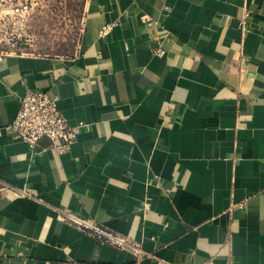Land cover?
Masks as SVG:
<instances>
[{
	"label": "crops",
	"instance_id": "1",
	"mask_svg": "<svg viewBox=\"0 0 264 264\" xmlns=\"http://www.w3.org/2000/svg\"><path fill=\"white\" fill-rule=\"evenodd\" d=\"M82 12L72 54L0 52V264H264V0H85ZM25 89L84 125L68 152L6 129Z\"/></svg>",
	"mask_w": 264,
	"mask_h": 264
},
{
	"label": "built area",
	"instance_id": "2",
	"mask_svg": "<svg viewBox=\"0 0 264 264\" xmlns=\"http://www.w3.org/2000/svg\"><path fill=\"white\" fill-rule=\"evenodd\" d=\"M26 8V6H23V9ZM20 9L21 6L15 8L14 11L18 12ZM142 22L149 28L155 24L149 19H143ZM113 28V23L101 26L98 31V37L105 39ZM153 53L159 57L163 56L164 51L161 45H158ZM82 127H84L82 124L77 126H69L67 124L62 113L57 108V97L55 94L41 90L25 89L24 94L19 99L18 112L6 129L11 130L18 139L31 149L35 148L41 140H47L49 147L58 155H61L68 152L73 139ZM7 187L2 185L0 190ZM244 205L245 203L243 202L235 205V207L242 208ZM57 212L61 222L82 234L95 238L101 244L129 253L136 262L148 256L138 243L115 234L95 224L93 221L78 218L62 210Z\"/></svg>",
	"mask_w": 264,
	"mask_h": 264
},
{
	"label": "rangeland",
	"instance_id": "3",
	"mask_svg": "<svg viewBox=\"0 0 264 264\" xmlns=\"http://www.w3.org/2000/svg\"><path fill=\"white\" fill-rule=\"evenodd\" d=\"M85 0H0V52L66 55L75 50ZM21 6L18 12L14 9ZM26 6V9H23Z\"/></svg>",
	"mask_w": 264,
	"mask_h": 264
}]
</instances>
